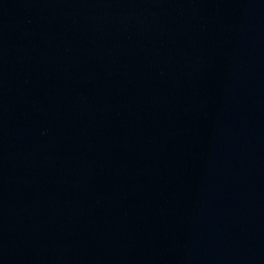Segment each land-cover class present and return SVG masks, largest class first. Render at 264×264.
Masks as SVG:
<instances>
[{
    "label": "water",
    "instance_id": "1",
    "mask_svg": "<svg viewBox=\"0 0 264 264\" xmlns=\"http://www.w3.org/2000/svg\"><path fill=\"white\" fill-rule=\"evenodd\" d=\"M0 264H264V0H0Z\"/></svg>",
    "mask_w": 264,
    "mask_h": 264
}]
</instances>
